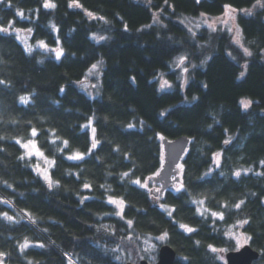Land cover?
Listing matches in <instances>:
<instances>
[{
	"label": "trees",
	"instance_id": "obj_1",
	"mask_svg": "<svg viewBox=\"0 0 264 264\" xmlns=\"http://www.w3.org/2000/svg\"><path fill=\"white\" fill-rule=\"evenodd\" d=\"M52 2L55 9L43 8L44 0L0 4V26L14 21L9 33H0L4 264H127L141 256L155 263L162 244L177 252L175 264H225L209 245L234 251L227 233L243 219L249 221L244 234L261 255L254 264H264V175H256L264 173V8L252 15L243 11L253 10L256 0H78L82 7H69L72 0ZM225 5L240 12L237 23L252 56L226 32L190 28L199 17L221 16ZM156 14L160 19L153 23ZM54 49L63 50L59 59ZM180 57H186L187 72L177 64ZM93 64L99 76L89 79ZM161 75L173 89H161ZM87 80L98 83L94 96L91 87L84 89ZM242 99L253 101L249 110ZM90 120L99 141L95 149L91 127H84ZM161 135L191 140L183 169L163 194L148 179L164 163ZM32 138L55 161L52 187L16 143ZM77 152L84 159H68ZM109 197L124 200L123 218ZM200 200L203 205L194 203ZM240 200L245 204L236 209ZM165 233L166 239L157 238ZM25 241L29 246L22 251ZM150 244L155 249L145 252Z\"/></svg>",
	"mask_w": 264,
	"mask_h": 264
},
{
	"label": "snow or ice",
	"instance_id": "obj_2",
	"mask_svg": "<svg viewBox=\"0 0 264 264\" xmlns=\"http://www.w3.org/2000/svg\"><path fill=\"white\" fill-rule=\"evenodd\" d=\"M196 2L199 3L200 0H196ZM4 3H5V0H0V4H4ZM165 3H167V0H165ZM7 6L8 7H11L12 5H11V3H9ZM257 6H259L261 8H264V0H256V4L253 5V8H256ZM56 7H57V5L54 2H52V0H44L43 8H45V9H55ZM69 7H82V5L79 4L78 0H72V2L69 3ZM224 7H225V16L228 19L223 20V22L224 23H227L228 20H232L233 21V26L234 27H237L236 37H235V43L238 44L241 48H243V51H244L245 55L252 56V52L248 48H245L243 46V44L241 43V35H242V33L239 30L238 26H236L235 23H234L235 22V19H236L235 13H237L238 10L235 9V8H233L231 5H225ZM243 11L247 15H252V10L251 9H245ZM87 14L90 17H93V13L89 12ZM17 15L20 16L21 18H25L23 11H19L18 10L17 11ZM93 18H95V17H93ZM101 19H102V17H101ZM156 22H158V16L154 17V19H153V23H156ZM13 23H14V21L13 22H9V24H8L7 27L0 26V33H9V30L12 28ZM209 27L210 28H213V30L215 31L214 25H209ZM53 28H55V25H53ZM125 30H127V25H125ZM231 30L232 29H229V31H231ZM16 31H17V33H19L21 30L20 29H16ZM28 31L31 32V29L29 28ZM94 38H96V37H94ZM96 39H104V37H99V38H96ZM40 46L41 47H44V48H47V45L44 44L42 41L40 42ZM28 51L29 52L32 51L31 47L28 48ZM54 51H56V58L57 59H59L63 55V50L62 49H58V50L54 49ZM229 55H231V53H229ZM185 59H186V57H180L178 62L180 64H183L184 61H185ZM193 67H195V65H193ZM244 68H245V70L247 69V65L246 64L244 65ZM96 69H98V65L97 64H93L92 65V68L90 69V72L92 70H96ZM184 71L187 72L188 69L187 68H184ZM244 75H245V72H241L240 76L243 77ZM4 83H5L4 81L0 80V84H4ZM164 86H169L170 87V85H167V81H165L164 84H162V87H164ZM60 91L63 92L64 89L61 88ZM21 101L23 103H27L28 102V98L27 97H21ZM240 103L242 104V106L244 107V109H248V108L251 107L253 101L250 100V99H242L240 101ZM91 124H92V122L90 120L89 123L86 124L84 127H86V128L87 127H91ZM128 127L129 128H132V127H134V125L129 124ZM91 131H92L91 149H95V148H97V146L99 144V141L96 139V136H95L96 129L94 127H91ZM32 135L33 136H36L37 135V132H36L35 129L32 130ZM159 138L161 140H164L165 139V137L162 136V135ZM230 142H231V138L230 137L228 139H225V141H224V143L226 145L229 144ZM16 143L17 144H21V146L23 148H25V149H29V148L36 149V145L32 141H28L27 143H22L21 140H17ZM63 143H64V146L65 147H68V141L67 140L63 141ZM36 151H37V154L38 155L43 156V153L39 152L38 149ZM61 151H63V149H61ZM90 151L91 150H89V154H90ZM28 155H31V152H29ZM221 155L222 154L219 153V152L216 153L215 162H216V166L217 167H220V157H221ZM20 159H24V157L21 156ZM68 159H70V160H82V159H84V154L77 152L75 155L68 156ZM48 163L50 165H54L55 161H48ZM178 167H180L181 170L183 169V165H179ZM243 171L245 173H248V172H251L252 169H244ZM159 174H160L159 172H156L154 175L155 176H159ZM123 175L124 176H128L129 173H124ZM234 175L237 178H239L241 176V171H236L234 173ZM256 175H258V176L259 175H264V173H256ZM44 178L48 181L49 187H52L53 186V182L51 181L50 177L48 176V174L46 172L44 173ZM148 179L151 180V179H153V177H148ZM131 182L134 183V184H136V185H139L141 188H145V189L148 188L147 182L141 183V181L139 179L132 180ZM84 187L86 189H89L91 186L89 184H85ZM182 188H183V185L181 184L179 187H177L176 190L177 191H181ZM156 191L158 192L159 189H156ZM83 199H88V197H84ZM4 202L5 203H8L7 201H4ZM81 202H83V200ZM108 202L111 203V204L116 205L120 209V211L117 213V215H120L121 218H123V208L125 206L124 200L123 199H114L112 197H109ZM194 203H198V204L203 205L204 201L203 200L194 201ZM244 204H245V201L244 200H240V202L239 203H236L234 205V207L236 209H241V206L244 205ZM225 207H227V205H225ZM173 211H174V209H173ZM205 211H208V210L207 209H204V211L201 212V215H203ZM169 215H171V212H169ZM211 215L213 217H218L221 220L224 219L223 213L212 212ZM4 218L6 220H8V221H12L13 220V217L8 216L7 213H4ZM248 223H249V221L247 219H243V220H238L237 221V225L240 228H243L244 225H246ZM127 224H128L129 227H131L132 226V221L131 220H128L127 221ZM181 228H183L188 233H192V232H195L196 231V229H194L192 227H189L187 225H181ZM105 229L107 230V226H105ZM227 235L230 238L235 239L237 246H242L244 244H247L251 240V236H247L244 233H239V234L234 233L231 229H229V232L227 233ZM166 237H167V233H165L164 235H161V236H159L157 238L160 239V240H164V239H166ZM128 239H129V241H131L132 240V237H128ZM196 243H197V245H199L200 242L199 241H196ZM28 246H29L28 245V242L25 241V243L22 244L20 247H21V250L23 251ZM39 247L43 248L44 245L43 244H40ZM154 247H155L154 245H150L148 248H145L144 251L145 252H150L152 249H154ZM209 248H210V250L213 253L227 251L226 249H217V248H215V247H213L211 245H209ZM114 251H117L118 252V251H120V249L119 248H116V249H114ZM4 255H5L4 253L0 252V258L4 257ZM116 258L118 260L121 259L120 256H117ZM143 258H144L143 256L140 257V259H143ZM185 259H187V258H185ZM0 264H4L3 259H0Z\"/></svg>",
	"mask_w": 264,
	"mask_h": 264
},
{
	"label": "water",
	"instance_id": "obj_3",
	"mask_svg": "<svg viewBox=\"0 0 264 264\" xmlns=\"http://www.w3.org/2000/svg\"><path fill=\"white\" fill-rule=\"evenodd\" d=\"M191 140L187 136H181L174 140L165 138L162 140L164 163L159 176L151 179L156 185L162 186L161 194L172 183L173 178L179 175V165L182 163L190 147ZM260 253L252 248L250 244L225 254V264H254L260 259ZM177 252L168 244L160 246L157 255V262L150 263L146 260L139 264H175ZM127 264H136L129 262Z\"/></svg>",
	"mask_w": 264,
	"mask_h": 264
},
{
	"label": "rangeland",
	"instance_id": "obj_4",
	"mask_svg": "<svg viewBox=\"0 0 264 264\" xmlns=\"http://www.w3.org/2000/svg\"><path fill=\"white\" fill-rule=\"evenodd\" d=\"M261 7L257 6L256 8H254L252 10L253 11H256L258 9H260ZM240 12L237 11V13H235V16H236V19H235V25L238 26L239 30L241 31L238 23H237V16ZM155 16H158V18L160 19V14H156ZM223 18V19H222ZM158 19V20H159ZM225 19H228L226 16H225V12L224 14H222L221 16H218V17H207V16H202V17H199L198 19L194 20V21H191V24L192 26H190V28L192 29V31L195 33H199L200 29L202 26H206L208 27L212 33L216 34L217 32L221 33V32H226L228 34V36L230 37L231 41L233 44H235L236 46H238L239 48H241L238 44L235 43V37H236V31H237V27H234L233 26V21L232 20H228L227 23H224L223 20ZM209 25H214V28H215V31L213 30V28H210ZM229 29H232L231 31H229ZM242 33V32H241ZM19 38L21 40L22 43H24V45H26L28 43L27 39L24 37V34L23 33H19ZM241 43L243 44V46L246 48L245 44H244V40H243V35H241ZM179 61V60H178ZM179 64V66H182V69L184 70L183 68V64H180L179 62L177 63ZM99 69V67H98ZM98 69L96 70H92V72H90V76H89V79L92 78V77H95V76H99L98 74ZM175 69V68H174ZM96 77V78H97ZM159 81V85L161 87V89H164V90H170V89H173V84L172 82L168 79V77L166 75H161L158 79ZM167 81V85H170L169 86H164L162 87V84H164V82ZM98 85V83L96 82H90V80H87L84 84V89L88 90V88L91 87V90H90V93L94 96L95 93V89L93 88L94 86L96 87ZM251 108V107H250ZM250 108L246 109V110H249ZM29 141H32L35 145H36V149H25L23 148L24 150V153H25V156L27 159H29V161H31L33 163V166H34V169L36 171V173L41 176L42 178H44V173L46 172L48 174V176H50V171H51V168L53 165H50L48 163V161H52L51 159L47 158L45 156V154L40 150L36 140L34 138H32L31 140ZM28 142V141H27ZM25 142V143H27ZM39 150V152L43 153V156L41 155H38L37 154V151L36 150ZM31 152V155H28V153ZM45 179V178H44ZM152 183V181H150ZM231 230L234 232V233H244L243 231V228H240L238 225H235L233 226V228H231ZM246 235V234H245ZM232 239V238H231ZM232 241L234 242V245H235V250H238L240 248H242L243 246L249 244V242L247 244H244L242 246H237L236 245V241L235 239H232ZM150 245H153V244H150ZM149 245V246H150ZM163 245V244H162ZM161 245V246H162ZM155 246V245H154ZM158 248H160V246H158ZM155 249V247H154ZM152 249V251L154 250ZM159 250V249H158ZM228 251H225V252H217V254L221 257V259L225 262V254L227 253ZM144 259H141L138 261V263L136 262H133V263H136V264H139L141 261H143Z\"/></svg>",
	"mask_w": 264,
	"mask_h": 264
}]
</instances>
